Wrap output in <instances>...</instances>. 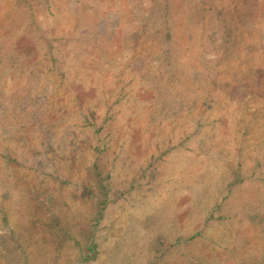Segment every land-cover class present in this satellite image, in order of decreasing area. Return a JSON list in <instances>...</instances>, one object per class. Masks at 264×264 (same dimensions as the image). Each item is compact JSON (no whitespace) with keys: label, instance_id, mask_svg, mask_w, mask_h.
<instances>
[{"label":"rangeland","instance_id":"1","mask_svg":"<svg viewBox=\"0 0 264 264\" xmlns=\"http://www.w3.org/2000/svg\"><path fill=\"white\" fill-rule=\"evenodd\" d=\"M0 264H264V0H0Z\"/></svg>","mask_w":264,"mask_h":264},{"label":"trees","instance_id":"2","mask_svg":"<svg viewBox=\"0 0 264 264\" xmlns=\"http://www.w3.org/2000/svg\"><path fill=\"white\" fill-rule=\"evenodd\" d=\"M164 8H166V4L164 5ZM222 35L224 36L225 40L229 41L230 33L227 30L223 31ZM89 178H91L92 182L94 183L96 189L100 194V197L98 198L95 204V218L97 221L106 205V199H105L106 193H105V187L100 178L99 168L95 163H93L92 166L90 167Z\"/></svg>","mask_w":264,"mask_h":264}]
</instances>
